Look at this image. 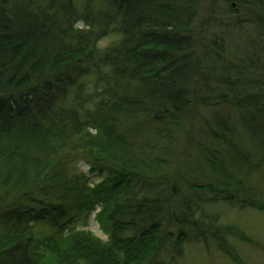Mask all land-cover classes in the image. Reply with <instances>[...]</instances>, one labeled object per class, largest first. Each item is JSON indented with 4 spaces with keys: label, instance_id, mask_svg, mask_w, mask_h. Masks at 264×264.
Wrapping results in <instances>:
<instances>
[{
    "label": "trees",
    "instance_id": "16d2710c",
    "mask_svg": "<svg viewBox=\"0 0 264 264\" xmlns=\"http://www.w3.org/2000/svg\"><path fill=\"white\" fill-rule=\"evenodd\" d=\"M263 162L264 0H0V264L229 253Z\"/></svg>",
    "mask_w": 264,
    "mask_h": 264
},
{
    "label": "rangeland",
    "instance_id": "374dc122",
    "mask_svg": "<svg viewBox=\"0 0 264 264\" xmlns=\"http://www.w3.org/2000/svg\"><path fill=\"white\" fill-rule=\"evenodd\" d=\"M77 2L80 7L82 0ZM116 39L115 36L107 37L101 41L100 46H107ZM243 144L247 146L248 141L244 139ZM76 168L78 173L87 175L88 168L82 162L78 163ZM239 176L244 181L245 187L252 191L251 195H254L255 200L264 205V162L258 170L253 169L250 173L243 170ZM91 180V182H99L100 179L91 177ZM256 205L251 208H239L234 204L219 202L210 209L219 217L220 229H225L221 232H227L228 229V232L232 233L226 240L229 253L234 254L235 260L227 253L228 251L224 254L212 244L206 248L203 244L191 243L184 247L183 256L178 264H264V209L261 205ZM98 211L99 209H96L86 218L84 224L78 225V228L88 231L92 238L105 242L107 235L103 233L97 222Z\"/></svg>",
    "mask_w": 264,
    "mask_h": 264
}]
</instances>
